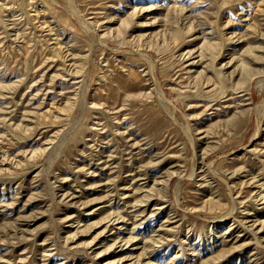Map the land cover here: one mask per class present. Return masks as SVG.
<instances>
[{"label":"rangeland","instance_id":"374dc122","mask_svg":"<svg viewBox=\"0 0 264 264\" xmlns=\"http://www.w3.org/2000/svg\"><path fill=\"white\" fill-rule=\"evenodd\" d=\"M264 0H0V264H264Z\"/></svg>","mask_w":264,"mask_h":264},{"label":"bare ground","instance_id":"6f19581e","mask_svg":"<svg viewBox=\"0 0 264 264\" xmlns=\"http://www.w3.org/2000/svg\"><path fill=\"white\" fill-rule=\"evenodd\" d=\"M263 110H264V107H263Z\"/></svg>","mask_w":264,"mask_h":264}]
</instances>
